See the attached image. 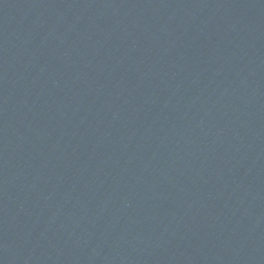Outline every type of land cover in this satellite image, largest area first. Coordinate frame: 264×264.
Segmentation results:
<instances>
[{
	"label": "water",
	"instance_id": "1",
	"mask_svg": "<svg viewBox=\"0 0 264 264\" xmlns=\"http://www.w3.org/2000/svg\"><path fill=\"white\" fill-rule=\"evenodd\" d=\"M0 264H264V0H0Z\"/></svg>",
	"mask_w": 264,
	"mask_h": 264
}]
</instances>
